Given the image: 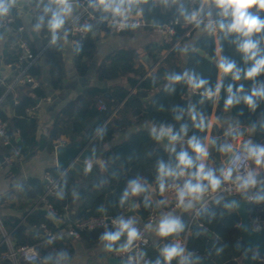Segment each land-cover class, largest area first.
I'll list each match as a JSON object with an SVG mask.
<instances>
[{"label":"trees","instance_id":"16d2710c","mask_svg":"<svg viewBox=\"0 0 264 264\" xmlns=\"http://www.w3.org/2000/svg\"><path fill=\"white\" fill-rule=\"evenodd\" d=\"M35 7V15L38 13ZM144 17L147 20L155 19L157 23L167 22L175 18L174 14L170 11L161 12L159 8L149 12L145 11ZM34 22V20H32ZM185 22L177 26V33L174 36V41L180 43L187 38L182 37L186 30ZM23 26V22L17 13L13 14V22L6 35V41L2 45L0 43V59L3 65H11L13 72L10 77H6L3 82H0V99L4 96L0 104V118H2L9 127L11 135V142L4 145L0 139V157L9 158L11 164L8 166V173L16 175L19 171L20 163L32 157L38 150L46 148L48 151H54V143L58 140L60 135H65L69 138L80 136L88 127V123L98 117L97 127L103 125L106 129V135L103 140L95 138L93 145L96 147L103 146L106 142L111 140L113 136L120 131L125 122H119L111 118V114L116 106L123 102L124 107L132 106L134 114L140 118H146L151 122H166L174 125L176 130L179 129L181 123L189 125L188 135L193 134L204 137L207 134L205 131H200L192 127V122L185 115L184 120L175 121L171 111L173 105L182 108H187L189 104L195 105L198 112H202L209 122V117L212 114L214 101L204 99L200 92L192 93L185 84L175 85V92L169 93L164 90L166 81L164 76L166 73L183 72L181 67L182 54L179 45L170 51V53L159 63L157 69L146 76L147 69L140 65L142 63L138 52L131 48H122L115 51L112 55L108 56L100 65L97 70L98 78L101 80H110L123 76H128V80L132 86L138 85L141 90L137 93L129 94V90L123 87L114 89H101L92 87L84 94H80L75 100L69 102L62 109H60L55 116L53 126L50 129L48 136L38 140L36 132L38 128V118L34 109L38 105V101L47 97V92L41 80V68L35 64L29 67L25 73V78H30L33 81L31 85L27 81L18 83L13 89L8 91V85L15 79L22 67L16 66L19 56L22 52L20 42L23 39L29 41L30 47L34 53H38L41 49L45 48L43 54L46 57L51 85L53 88L62 86L66 77L63 55L61 45L57 47H50L48 44V35L46 31L41 32V47L35 46L31 35L25 30H20L19 27ZM100 29L109 30L103 24H96ZM6 29H0V33L4 35ZM171 42V41H170ZM219 45L223 46L222 54L235 60L239 67H245L242 54L236 51L235 45L228 40H222L218 33ZM82 51L79 54L74 52V65L80 74H84L87 69L88 61L93 57L95 52V40L91 33L87 34L86 39L82 42ZM170 45V44H169ZM186 69L194 71L196 74L209 81L210 86L214 87L218 80V68L215 62H210L202 55L197 53V49L203 50L211 58H216L215 53V37L213 33L206 32L195 43V46L188 47ZM133 74V76H131ZM257 79H264V76ZM36 82V85H34ZM235 83L237 86L243 84L245 91H249L252 85L251 81L241 80L233 82L228 76L224 78L225 88L227 84ZM150 97L143 98L141 92L149 93ZM202 91V90H200ZM227 93L222 89L216 105V117L222 124L221 130L225 131L229 123L239 121L242 128L247 129L253 122L257 123V130L249 134V138L256 143L264 144V129L259 127L261 121H264V102L260 104L255 113L248 110L247 106L243 103L236 105L225 111L224 101ZM99 100H103L107 105V110L101 111L98 108ZM8 104L13 110L12 115L8 116L3 109V106ZM221 130L219 132H221ZM19 131L18 135L16 132ZM90 133L82 141L85 144L90 137ZM156 142L149 135V130H142L132 133L126 140L113 146L104 154L105 162L103 168L106 169L108 180L104 181L100 175L98 166H94L90 173L85 170L76 169L79 172V179L76 180L70 173H67V185L64 186L61 177V171L57 167L47 169L48 173L52 174L55 178H59V191L63 188L64 197L60 199L57 193L54 195H47L46 201L50 203L56 210L55 217L63 218V225L79 219H86L98 215H111L117 216L124 215L127 206L121 208L119 206L120 195L125 188L128 180L137 177L138 172L144 175L149 184H155V165L158 159L167 160L168 153L161 147H155ZM153 146L154 151L152 155L143 158L141 149L143 146ZM186 146V145H185ZM179 148V146H178ZM226 156L221 155L216 148L211 149L209 158L214 159L217 164V169L221 166L222 160ZM144 160V161H142ZM94 174L95 178L92 180L91 185L101 184L102 190L99 192L97 198L103 197L108 194L112 208L109 213L95 214L94 211L89 210L87 195L89 190L83 188V181L89 179V175ZM79 182L78 188L79 197L75 199V183ZM96 183V184H95ZM21 194L31 201L27 204L33 207L34 201L39 200L45 193L42 182L37 178H29L25 185H22ZM14 188H10V192L6 197L0 198V212L3 206L7 205L6 200L11 195L18 193ZM158 193V191L156 190ZM159 194V193H158ZM223 198L212 201L211 207L208 212H200L198 215V223L202 224L191 225L193 231V238L199 246L198 252L205 254L203 260L206 262L216 253L215 248L222 246L225 250V258L222 264H264V253L257 252L253 249L247 256H243L245 250V243L241 239L240 222L241 219L237 212L231 206H225ZM136 202L139 204L137 215L142 219H146L150 213L151 208H145L143 196L136 197ZM41 205L44 202L41 201ZM264 204V203H255ZM14 205V204H12ZM16 205V204H15ZM22 204H19V207ZM75 208L74 211L72 209ZM68 215L65 218L66 213ZM74 212V213H72ZM214 214V215H211ZM4 224L10 231L14 240L15 246L21 245H40L42 257L56 249H67L69 253H74V247L71 243L70 237H62L54 239L49 243V239L44 233L41 225L45 224L53 233L58 230L57 224L48 215L41 213L39 209L25 212L24 219L20 217L4 216L2 213ZM54 217V216H53ZM104 229L97 228L86 232L89 237H95V243L99 242V236ZM84 233V234H86ZM5 250L3 245H0V253ZM223 250V251H224ZM1 264H11L10 261L4 260ZM32 264V263H31ZM35 264V263H34Z\"/></svg>","mask_w":264,"mask_h":264},{"label":"clouds","instance_id":"9594fccd","mask_svg":"<svg viewBox=\"0 0 264 264\" xmlns=\"http://www.w3.org/2000/svg\"><path fill=\"white\" fill-rule=\"evenodd\" d=\"M35 5L39 10L30 21V30L37 35L46 31L50 47H57L61 42L68 40L70 21L76 19L77 10L86 8L96 19L98 24H106L110 29L121 32L135 30L141 26L145 11L157 8L170 11L174 14L176 22L183 21L197 29L210 33H219L222 40H228L235 45L236 51L242 54L245 67H239L235 60L222 54L223 46L216 49V66L220 78L214 87L207 79L202 78L194 71L185 69L183 72L166 73L164 90L175 92V85L185 84L192 92H200L204 99H218L222 89L227 96L224 109L243 103L248 110L255 113L264 102V0H0V27H6L13 14L18 13L24 6ZM96 14H99L96 16ZM153 26L157 25L155 19ZM79 31L92 33L94 25L86 23L80 25ZM4 39L0 33V41ZM82 42H74L73 51L79 54L82 51ZM188 47L180 49L187 53ZM230 75L233 82L248 80L252 82L249 91H245L243 84L235 83L224 85V78ZM202 90V91H200ZM173 119L177 122L184 120L185 115L192 122V127L205 131L210 127L207 118L198 112L195 105L189 104L187 108L173 105L171 109ZM257 123L253 122L247 129L241 127L239 121L229 123L224 132L225 141L218 143L215 137H200L195 134L189 136V125L181 123L178 130L174 125L166 122H152L148 125L149 135L158 144H164L168 159H158L155 165L156 190L161 197L171 192L175 207L187 213L200 206V212H208L206 205L209 195L219 200V194L225 185L245 199L256 203H264V144L256 143L252 139H244L246 131L251 134L257 130ZM259 127L264 129V121ZM107 129L101 125L94 130L97 140H103ZM236 142V143H233ZM186 145V146H185ZM179 146V148H178ZM214 147L223 156L228 157L227 166L211 167L207 163L210 151ZM93 158L85 163V172L90 173L93 167ZM252 166H248V164ZM64 186L67 185V173L61 172ZM152 186L143 177L137 176L128 180L123 189L119 206L121 208L130 204L133 197L143 196L145 208L153 206L150 196ZM57 197L63 199L64 191L61 188ZM157 209L169 205V200L161 198L156 200ZM225 206H238V201H223ZM132 208L136 205L132 204ZM98 211L105 213L101 206ZM199 214V213H198ZM214 215V214H211ZM49 218H53L49 214ZM135 216L125 217L123 214L111 220V226L104 225V231L99 236L102 250L106 253H129L134 244L142 239L143 233L137 226ZM145 231L154 232L161 239L171 238L159 250L155 261H144L145 253L129 255L126 264H199V257L189 250L181 240L186 230V224L180 215L173 211H160L154 221L144 226ZM123 239V242H121ZM54 238L49 239L52 243ZM217 254L223 251L218 248ZM24 259L31 264L32 257L26 255ZM40 264H72V256L67 249H56L40 258Z\"/></svg>","mask_w":264,"mask_h":264},{"label":"crops","instance_id":"0c3cea01","mask_svg":"<svg viewBox=\"0 0 264 264\" xmlns=\"http://www.w3.org/2000/svg\"><path fill=\"white\" fill-rule=\"evenodd\" d=\"M34 11H35V5L33 4L31 6L22 7L17 14L19 15V17L23 22V27L31 35L32 40L35 42L36 48L37 47L39 48L42 45L41 33L37 35V39L35 40L34 36L32 35V31L30 30V21H32L33 20L32 18L35 16ZM161 12H163V10H161ZM6 31L8 32L4 33L3 35L4 39L0 41L2 45L5 43L7 39L6 35L9 33V29H6ZM206 32L207 31H203L201 29H196L190 38H187L185 41L181 43L178 41L176 46L179 45L180 48H183L185 46L193 47L195 46L196 41ZM213 35L215 37V53H216V49L219 46L218 33H213ZM91 36L95 40V52L93 57L88 61L87 69L84 74H80L75 68L73 61L74 46L71 44L69 37L67 41L61 42V49H62L66 77L63 81L62 86L59 88L52 87L49 66L46 57L43 54V52L39 55L36 64L39 65L41 68V80L43 86L46 89L47 97L40 99L38 101L37 107L34 109L38 118V128L36 132V138L38 140L48 136L50 129L53 126L56 113L60 109H62L69 102L75 100L80 94L86 93V91L92 87H97L101 89H114L117 87H123L129 90L130 95L133 93H137L138 91L139 92L141 91L138 88L137 84L134 86L130 84L127 75L110 80H101L98 78L97 70L102 64V62L118 49L131 48L136 50L142 61V63L140 62V65L144 66V68L147 69L146 76L154 72L159 66V63L170 53V51H172L170 50L172 41L170 42V40L167 39L161 33L148 29H143V30L135 29V30L116 32L110 28L107 31L104 29H100L97 26H94V31L91 33ZM181 54L183 60L181 63V67L183 70H185L187 63V53L181 52ZM216 58L213 59V62L215 63H216ZM0 65L1 67H3V69L0 70V75H3L5 77H10L13 72V67L9 64L3 65L1 63ZM131 76H133V74H131ZM219 78H220V74L218 72V79ZM152 92L153 91L149 93L141 92V95L143 96V98H148L150 97ZM217 101L218 99H215L214 101L213 111L209 117L210 127L207 128L206 136L215 137L218 143H223L226 139L224 136L225 131L221 130L222 124L217 119L215 114ZM3 109L8 116L12 115L13 110L8 104H5L3 106ZM112 117L114 120H117L119 122H125L126 126H124L120 131H118L111 140L106 142L103 146H100V147H104L105 152L100 158L93 159V167L96 165L98 166L100 170V175L104 181L108 180L107 173L105 172L106 169L103 168V164L105 162L104 154L106 153V151L112 148L113 146L126 140L132 133L142 130H148V125L152 123L150 120L146 118H140L139 116L135 115L132 106L124 107L123 102H121L118 106L114 108L111 114V118ZM98 120H99L98 117L91 120V121H95L92 127L89 125L91 121L88 123V127L86 129H89V133L87 135L94 132V130L97 128ZM220 130L221 132H219ZM83 133L80 136H78L81 139V143L84 139V136L85 137L87 136V135H83ZM244 139H249V133L247 131ZM71 140H72L71 138L65 135H60L58 137V140H56V142L54 143L53 152L48 151L46 148L38 150L32 157L20 163L19 171L16 175H10L8 173L9 167L4 162H0V198L6 197V195L10 192V188H14V190L16 191L18 190L17 195L16 194L11 195V197H9V199L6 200L7 205L1 208V213L4 216L20 217L24 219L25 212L27 211L30 212L31 210H35V209H39V210L46 209L45 204L43 205L40 204L42 201V197L39 200L34 201L33 207L27 206V204L31 200L25 198L24 195L21 194L22 189L19 188L22 185H25L26 181L32 177L39 179L42 182L45 190L46 183L44 182H45L46 174L48 173L47 169L57 167L56 155H55L56 146L60 144H66ZM94 140H95V135L93 133V136L90 137V139L86 142L88 143L87 146L92 148H98L93 145ZM233 143L235 142L233 141ZM155 147L163 148L158 143L156 144ZM211 149H214V147L210 146L209 148L210 153H211ZM153 151H154L153 146L146 145L143 146V148L141 149V155L143 156V158H146L152 155L151 153ZM85 163L86 162H84L83 159H79L75 162L74 165L77 166L79 169L84 170ZM137 176L143 177L145 179L144 175L141 174V171L138 172ZM94 178H95L94 174L91 173V175H89V179L83 181L82 183L83 188L89 190V193L87 195L89 210L94 211L95 214H104L98 211V209L101 206H103L106 209L105 213H109L112 208V204L110 202L108 194H105L101 198H97L103 186L101 184L90 186ZM150 185L152 186V191L150 193V196L153 200L152 208L156 209V211L158 212L173 211L177 215H180L181 218L184 220L186 224V230L181 235V240L185 243L186 247L189 250L198 254L199 264H222V260L223 258H225V253H224L225 250L220 252L219 254H217V251L215 250L216 253L207 262L206 260H203L204 256L206 257V255L200 254L198 252L199 246L197 245L195 239L193 238V231L189 226L191 223L194 209L187 213L183 212L180 209H176V210L172 209L170 197L167 194H165L164 197H161L156 192L155 184L152 183ZM78 188H76L77 192H78ZM78 197H79V192L77 197H75V199L78 200ZM161 198L168 199L169 205L163 209H157L154 202ZM132 201L134 202V205H136V207L133 208L134 215L131 216H135L138 222L140 223L144 219H142L139 215H137V209L139 207V204L136 202V197L130 199V204L127 206L126 211L124 212V216H126V213L130 210ZM19 204L22 205L19 207ZM74 210L75 208L72 209V211ZM67 215L68 212L66 213L65 218ZM52 217H53L52 219L54 220V222L57 224L58 227V230L55 232V234L60 236L58 238H62V237L71 238V243L74 247V253L72 254V264H110L109 258L113 257L112 253L104 252L102 250V246L100 242L95 243V237H89L87 233L83 234L79 238L66 236L64 234L65 226L63 225V218H57L55 217V215H52ZM192 225H198V227H201L198 221L194 222ZM41 232L44 233L45 235L44 231ZM123 239L124 238L122 237L121 242H123ZM170 240L171 238L161 239L157 237L154 234V232H151V243L145 249L149 261H155V259L159 255L160 248L163 247L165 243L170 242ZM218 248H220V246H217V248L215 249ZM22 264H30V263L22 262ZM173 264H176V261H173Z\"/></svg>","mask_w":264,"mask_h":264},{"label":"built area","instance_id":"2783aa9c","mask_svg":"<svg viewBox=\"0 0 264 264\" xmlns=\"http://www.w3.org/2000/svg\"><path fill=\"white\" fill-rule=\"evenodd\" d=\"M99 14H96L98 16ZM13 22V17L10 22L6 21L5 25L6 27H0V29H10L11 23ZM86 23H91L94 26L97 23L96 19L93 18V16L90 14V10H87L86 8H80L77 10L76 13V19L74 21H70L67 27L70 29V35H69V40L71 44L74 46V42L76 41H81L83 42L88 33L81 32L78 30L80 25L86 24ZM181 24L180 22H176V19L173 18L167 22L163 23H157L156 26H153L151 20H147L144 16L141 20V26L137 28L138 30H143V29H148L152 30L158 33H161L164 35L167 39L172 41V44L170 46V50L175 48L176 44L178 41H174V36L177 33V26ZM105 27L109 28L106 24ZM186 30L182 37L184 38H190L193 34V32L197 29L191 24H185ZM20 30H23L24 27L20 26ZM126 31V30H125ZM20 47L22 49V52L19 56V60L16 64L18 67H22L19 75L12 80V82L8 85V91L13 89L15 85L18 83H22L24 81L31 82L33 83L34 80L30 78H25V73L27 69L33 65L36 64L37 59L39 55L44 51L45 48L41 49L38 53H34L32 48L30 47L29 41L26 39H23L20 42ZM5 76L0 75V82H3L5 80ZM34 85H36V82H34ZM192 92V91H191ZM192 93H198L197 92H192ZM4 99V96L0 99V104L2 100ZM98 108L101 111L107 110V105L103 100H99L98 102ZM19 131L16 132V135H18ZM0 139L4 145H8L11 142V135L9 132V127L8 124L0 118ZM236 143V142H235ZM88 159H84V162H86ZM3 162L9 166L11 164V160L9 158H3ZM207 163L211 167H216L217 164L214 159L209 158ZM223 164V161H222ZM221 164V165H222ZM224 166H227L224 165ZM248 166H252L249 162ZM46 181V188H45V193L42 196V201L45 204L46 209L49 211L50 214L56 215L57 212L53 208V206L46 201V196L47 195H54L59 191V178H55L52 176V174L47 173L45 177ZM170 199H171V207L172 209L176 210L177 208L175 207L174 200H173V195L171 192L166 193ZM219 196V198H224V197H237L239 199H243L248 201L251 205L248 207V214L250 218V227L254 231H261L264 229V204H255L256 202L253 200L245 199L242 197L239 193L235 192L231 185H225L224 188L221 190L219 194H216ZM208 203L206 205L207 209L211 207L212 201L216 199L214 195H209ZM198 213H200V206L197 205V207L193 210V215L191 219V223L189 226H191L194 222H197L198 220ZM159 215V212L156 211V209L152 208L150 210V213L146 219H144L142 222H138V227L141 229L143 236L142 239L137 241L131 252L129 253H112L113 257L119 258L122 262L126 264L127 257L129 255H136L139 252L145 253L144 256V261H149V258L145 252V249L148 245L151 243V232L145 231L144 226L146 223L150 221H154ZM125 217H130V216H125ZM114 218V216L111 215H98V216H92L86 219H79L73 222H69L65 225L64 229V234L66 236H71L74 238H79L81 237L84 233L101 228L104 229V225L108 224L111 226V220ZM200 226L202 224L199 223ZM43 231L45 232V235L50 238H58L60 237L59 235L53 233L45 224L41 225ZM0 245H3L5 250L0 253V264L4 260H8L11 262V264H22V262L25 263H30L28 260L24 259L26 255H30L32 257L31 263L35 264H40V258L42 257L41 251L39 248V245H21L16 247L14 240L11 236L10 231H8L7 227L4 224V220L2 218L1 212H0ZM144 261H141V264H144Z\"/></svg>","mask_w":264,"mask_h":264},{"label":"water","instance_id":"95a60500","mask_svg":"<svg viewBox=\"0 0 264 264\" xmlns=\"http://www.w3.org/2000/svg\"><path fill=\"white\" fill-rule=\"evenodd\" d=\"M8 31H5L7 33ZM34 39H37V34L32 32ZM197 53L202 55L205 59L210 62H213V58H211L208 54H206L203 50L197 49ZM1 64V59H0ZM3 69L0 65V70ZM228 77L231 78L230 75ZM28 85H31V82H27ZM95 121H91L89 125L92 127ZM89 133V129H86L83 135H87ZM164 144H167V140L160 144L164 148ZM88 143L82 144L81 139L79 137H73L72 140L66 144H60L55 148V155H56V166L59 170L70 173L76 180L79 179L78 170L75 167V162L79 159H89L93 158V153H95L94 159L100 158L103 153L105 152L104 147L92 148L87 146ZM228 157H225L223 160V164L220 167H223L227 164ZM0 162H3V157H0ZM219 167V168H220ZM218 168V169H219ZM46 183V181L44 182ZM75 187H79V183H75ZM78 192L75 190V197H77ZM225 201L236 200L238 201V206L232 205L231 207L239 215L241 222H240V231H241V239L245 243V250L243 256H247L253 249H256L259 253H264V229L257 232L251 229L250 227V218L248 214V207H250V203L246 200L239 199L237 197H224ZM134 202H131V205ZM41 213L46 215L49 212L46 209H40ZM127 216L134 215V210L131 207L130 210L126 213ZM198 256V254H196ZM110 264H125L119 258L110 257L109 258Z\"/></svg>","mask_w":264,"mask_h":264},{"label":"rangeland","instance_id":"374dc122","mask_svg":"<svg viewBox=\"0 0 264 264\" xmlns=\"http://www.w3.org/2000/svg\"><path fill=\"white\" fill-rule=\"evenodd\" d=\"M220 248H222L224 250V248L222 246Z\"/></svg>","mask_w":264,"mask_h":264}]
</instances>
